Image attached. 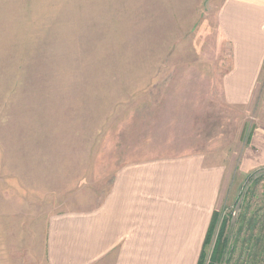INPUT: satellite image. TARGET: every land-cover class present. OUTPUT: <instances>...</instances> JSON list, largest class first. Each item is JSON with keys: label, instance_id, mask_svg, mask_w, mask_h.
<instances>
[{"label": "rangeland", "instance_id": "374dc122", "mask_svg": "<svg viewBox=\"0 0 264 264\" xmlns=\"http://www.w3.org/2000/svg\"><path fill=\"white\" fill-rule=\"evenodd\" d=\"M215 6L0 0V224L22 217L31 242L50 216L97 205L119 168L195 152L229 174L215 210L264 222V165L242 168L263 149L264 70L233 87ZM254 261L237 264L264 250Z\"/></svg>", "mask_w": 264, "mask_h": 264}, {"label": "crops", "instance_id": "0c3cea01", "mask_svg": "<svg viewBox=\"0 0 264 264\" xmlns=\"http://www.w3.org/2000/svg\"><path fill=\"white\" fill-rule=\"evenodd\" d=\"M214 9L240 75L232 85L250 89L264 64V0H216ZM259 143L263 151H249L243 170L264 165ZM206 159L195 152L125 165L97 205L50 216L31 242L27 220L1 223L0 264H196L229 175Z\"/></svg>", "mask_w": 264, "mask_h": 264}, {"label": "trees", "instance_id": "16d2710c", "mask_svg": "<svg viewBox=\"0 0 264 264\" xmlns=\"http://www.w3.org/2000/svg\"><path fill=\"white\" fill-rule=\"evenodd\" d=\"M263 250L264 222L244 213L236 225H230L229 218L218 209L212 213L196 264H237L244 255L246 261H256Z\"/></svg>", "mask_w": 264, "mask_h": 264}]
</instances>
